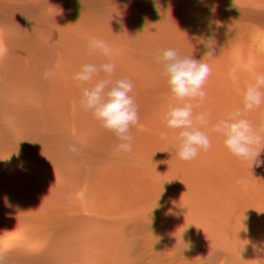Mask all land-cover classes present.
Segmentation results:
<instances>
[{
    "label": "trees",
    "instance_id": "obj_1",
    "mask_svg": "<svg viewBox=\"0 0 264 264\" xmlns=\"http://www.w3.org/2000/svg\"><path fill=\"white\" fill-rule=\"evenodd\" d=\"M263 14L264 0H0V255L10 264L63 257L92 161L116 141L81 109L71 79L108 59L88 55L90 40L108 42L114 78L132 79L142 112L168 87L162 50L196 57L241 38Z\"/></svg>",
    "mask_w": 264,
    "mask_h": 264
},
{
    "label": "water",
    "instance_id": "obj_2",
    "mask_svg": "<svg viewBox=\"0 0 264 264\" xmlns=\"http://www.w3.org/2000/svg\"><path fill=\"white\" fill-rule=\"evenodd\" d=\"M194 57L212 67L197 113L215 123L243 108V93L264 73V14L244 35ZM169 86L140 112L131 153L112 143L89 168L79 225L52 264H264V148L242 161L208 132L212 147L190 162L177 156L178 130L166 126ZM194 104L198 103L196 101ZM264 124V105L247 113Z\"/></svg>",
    "mask_w": 264,
    "mask_h": 264
},
{
    "label": "clouds",
    "instance_id": "obj_3",
    "mask_svg": "<svg viewBox=\"0 0 264 264\" xmlns=\"http://www.w3.org/2000/svg\"><path fill=\"white\" fill-rule=\"evenodd\" d=\"M214 39L209 38V42ZM97 51L108 57L101 63L87 62L81 65L71 79L80 82L82 96L80 107L85 112H91L93 118L115 137L113 151L116 153H131L134 136L132 128L140 123V107L135 97L131 95L134 82L130 77L114 78L117 63L112 55V48L107 41L93 38L89 42L88 55ZM4 49L0 46V55ZM214 55L208 51L206 56ZM162 65V75L167 78L170 92L180 103L170 105L165 114L166 126L178 130L176 141L177 156L180 160L190 162L198 157L201 151L207 152L212 147V141L207 131L224 138L223 143L229 152L242 161H258L261 148H264V124L255 128L246 118L247 113L264 105V73L255 74V82L250 83L243 93V108L230 111L225 118L211 123V113L195 111L207 99L206 84L212 75V67L204 59L197 60L193 56L182 55L178 49L162 50V55L156 57ZM104 74L101 77V74ZM55 77V72L47 70L45 79ZM94 83L92 82L94 78ZM89 86H84V85ZM196 101L198 103L194 104ZM68 150L78 153L76 145H69ZM0 264L10 262L0 255Z\"/></svg>",
    "mask_w": 264,
    "mask_h": 264
}]
</instances>
